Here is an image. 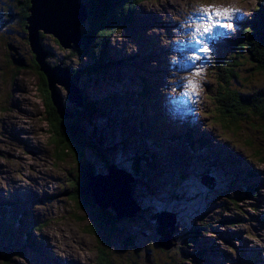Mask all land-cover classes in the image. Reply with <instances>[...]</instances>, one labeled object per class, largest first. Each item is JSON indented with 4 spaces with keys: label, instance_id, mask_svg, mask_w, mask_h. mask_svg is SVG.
<instances>
[{
    "label": "rangeland",
    "instance_id": "1",
    "mask_svg": "<svg viewBox=\"0 0 264 264\" xmlns=\"http://www.w3.org/2000/svg\"><path fill=\"white\" fill-rule=\"evenodd\" d=\"M22 1L24 2L23 4H18V0H0V10H4V14L0 17L2 22L0 26V164H4L5 169H11L10 171H4L0 168V190L6 193H13L21 189L33 194L36 200L30 205V209H26L29 213V219L34 222L35 228V220L43 222L44 225L38 226L41 231L38 234L36 233V235H33L34 231L32 230V238L29 239L35 242L21 244L23 251H21L19 246L14 245L22 256L12 253L13 256L10 260L0 259V264H102L103 260L100 259L99 261L100 252L101 258L104 257L107 261H112V264H150L146 261L148 258L152 261L151 264L156 262L158 264H197L202 260V257L208 262L209 251L204 245H207L205 241L207 242L212 238L216 243H212L213 248L218 245L223 250L225 258H228L226 263L222 261L225 260L223 257L222 260L217 259V264H238L239 260L247 261L248 254H245L242 249L238 254L232 255L233 258L231 260L226 255V253L230 254L226 250L228 241L231 240L235 233L226 232L227 228L219 221L222 216L230 217L235 215V212H241L248 216V213H253L257 210L254 205L244 202L245 197L243 198V194H240L238 190L226 191V193H229V197H227L225 190L224 192L223 190L219 191L220 188L205 190V193L214 197L215 206L222 209L219 213L216 212V207L211 202H204L202 206L196 207L189 205L194 204V201L191 200L186 202L185 205L184 200L187 201V198H182L184 195L182 190L187 185L182 181L173 183V179L170 178V184L168 185H171L169 186L171 188L165 184L168 177L167 172L170 171L169 169L166 170L167 163L168 165L169 163L173 165V171L180 170L175 165V162L182 164L180 163L182 157H184L183 160L187 159V161L192 162L196 157H194L195 154L190 152L191 150H194L199 157L203 155V152L200 153L198 148L208 151L204 143L205 136H210L212 138V140L210 139L211 143L215 144L216 148H219L220 146L217 143L222 140H219L218 136H225L228 139L233 137L229 134L231 132L225 131L226 126H229L232 132V128L238 126L233 132V138L236 140L238 147L247 155L251 156V151L240 145L241 140L237 139L238 135L243 137L245 141H249L252 147H255L256 144L259 145V153L264 152V108L259 104V109H254L257 110L255 114L243 117L236 115L237 107H241L239 103H243L236 96L238 92L244 91L245 96H248V94L253 92L250 86L255 84L253 83L254 81H258L260 88L264 86V57L261 58L264 54L263 50L257 47L256 44L251 43L252 55L246 50L247 56L245 57L244 55L240 59L241 79L239 84L237 80H233L232 84L227 86H221L226 74L220 73V70L208 69L204 67L202 62L197 64L196 60L187 62L179 59L180 55H182L180 53L182 46L191 44L196 49L201 47V45L194 43L187 44L189 43L188 40L192 41V37L195 35L193 29L199 23L200 9L208 6L213 7L216 2L222 3L226 0H144L140 3L145 4L140 9L143 14L137 13L135 20L128 22L132 25H127L124 31H121V27L118 25H116V30L113 25H110V32L113 35H111L110 39V36L108 37L109 34L107 35L105 45L106 48L107 46L111 48V56L112 59L116 60V65L111 61V66L109 65L105 69V78L99 77L89 83L88 86H82L88 99L102 102L104 114H99L98 112L91 117L90 115L87 116L83 109H78L83 115L82 119L86 131L95 130L106 139L107 143L103 142L101 144L107 152L105 154H94L84 139L78 135L80 142L76 140L78 150L76 155L67 153L63 156L61 154V161L54 154L56 149L59 150V146L54 144L52 136L60 139L62 137L59 133L52 135L49 132L51 123H48L50 122L48 116L56 118L52 113L51 106L45 105L44 99L39 92L41 87H38V85H43V75H38V70L36 71L31 65L28 66L26 59L23 57L24 62H26V68L28 66L26 71H23L24 67L13 64L8 65L5 62V59H10L7 41L16 45L17 53L24 55L27 60L33 56L30 46H28L27 36L19 34L24 31L28 24L22 19L26 14V0ZM243 1L244 4H247V0ZM250 1V6L254 11L256 0ZM92 6L95 10V4ZM242 7L244 8L246 5H242ZM8 10L11 14L16 12L19 19L17 20L9 15ZM6 19H10V21L5 22ZM94 20L93 15H90L84 21L85 24H83H93ZM250 20L252 21L253 18ZM224 21L228 23L227 20ZM83 24L81 25L82 27ZM143 25L145 29L142 27ZM160 27L161 35L158 34ZM153 29L154 31L151 32ZM137 31L141 33L143 38L147 37V40L138 41ZM259 32L260 28L256 26L254 33ZM211 35L215 36V33L213 32ZM211 35H206L202 38L196 36V38L203 39V47L208 48ZM42 37L44 45L53 54L52 62L64 59L63 61L66 65L68 63L75 65L71 60L77 61L79 58L76 46L62 48L50 33L44 34ZM21 39H26L27 46L23 45ZM154 43L157 45L155 50H153ZM105 45L103 44V46ZM146 45L149 50L143 54L142 48H145ZM225 45L227 46L226 43ZM152 50L154 52L148 58L144 57ZM189 50L192 53L190 47ZM132 55H135V57H132ZM162 55L165 61L169 59L167 61L169 64L165 62L166 65L163 64L157 68L162 64L160 60ZM68 56L70 60L67 58ZM83 56L84 59H87L86 54ZM169 65L170 68H168ZM192 65L195 71L199 69L200 72L194 78L190 68ZM153 66H157V69L153 68L146 71L147 68ZM150 71L155 74L152 79L148 78ZM202 72H208L203 79ZM200 79L204 80V84L197 83ZM189 80L194 82L196 86L194 90L187 88ZM143 82H150L149 87L142 84ZM47 88L49 89V87ZM56 88L62 108L66 110L67 105L75 107L74 103L67 99L65 89L57 87V84ZM132 88H134L135 92L131 93ZM88 92L89 95L87 94ZM145 93L147 94L145 95ZM170 93L179 96L182 100L169 101ZM259 93L261 94V91ZM195 94L198 96L192 104L189 97ZM135 95L136 101L134 100ZM260 96L256 94L255 99L250 102L258 100ZM262 96L264 97V94ZM144 103L146 111L142 113ZM157 103L159 104L157 105ZM160 103L175 110L167 114V118H163L165 114ZM53 106L60 116L57 107L54 104ZM229 108L230 111L226 112V109ZM154 114L155 118L153 119ZM143 117L157 121L155 123L149 122L148 132L143 127H140L143 124ZM169 117H171V120L170 123H167L170 119ZM98 118L102 120L105 126ZM176 120H179V124H175ZM140 121L142 123L139 124ZM145 123L147 125V122ZM173 126L175 130L171 131L170 129ZM53 129L57 130L58 128ZM20 130L22 131L20 132ZM182 130L186 132V135L181 134ZM144 133H147L145 137ZM97 135H89L92 138L89 141L91 146L100 145L97 141L101 140L102 137ZM168 135H172L175 139L186 138L196 148L193 149L183 142L172 141L167 137ZM258 135H261L263 139H260ZM49 138L52 143L47 141ZM155 139H161V145H168L171 150L164 151L161 157L157 156L155 153L160 154L161 151L157 152L156 146L158 147L159 143H156ZM163 139L170 141L164 142ZM43 140L46 141L45 145L50 156L46 155L45 151L42 150V147H44ZM176 147L178 148L176 149ZM165 149L167 150L168 147H165ZM118 153L128 158V161H122L121 155H118ZM40 154H43L44 157H41ZM138 154H145L146 158H151L152 160L146 159L149 160V164L144 165L145 158L138 156L140 160H137L142 178L126 173L128 177L126 176L123 179L129 178L132 194L141 209H136V215L132 218L124 217L115 221L113 234L108 242L110 247H105L96 241L98 235L103 236L100 226H97L98 229L96 226L92 227L97 235H88L84 231L86 227L90 228V218L89 214H87L89 211L77 206L79 205L78 203L75 204L73 190H70L71 193L68 197V205L72 212L66 216L61 210L66 206L67 195L58 187H54V185L65 178L62 175L63 173L67 174L66 171L63 172L62 170L64 166L72 169V174H76L74 171L78 170L85 176L95 166L96 160L103 155L105 159L102 156L98 160L99 166L120 161L121 164L118 163L119 168L123 167L125 168L123 171H125L132 167L131 159L129 160V158L134 157L135 159ZM2 155L6 157L5 161ZM152 155L154 156L153 158ZM51 157L52 159H50ZM76 157L81 159L82 168L78 166ZM238 157L244 159L241 155H238ZM213 159H216V157ZM41 162L46 167L45 171L37 170V164L41 165ZM189 162L186 165H189ZM240 162L243 163L241 160ZM54 163L58 167L59 172H50L54 171V169L48 166H52ZM25 164L29 167L25 174L33 175L37 170L34 178L25 179L22 176ZM204 165L210 169L212 168L208 161L204 162ZM101 169L105 170V167H101ZM225 169L240 173L231 168L225 167ZM256 174L257 179L255 182H264L261 174L257 171ZM68 180L70 178L63 180L62 184L71 183ZM260 185L261 188L255 191V195L264 193L263 183ZM68 186L71 187L70 184ZM248 190L251 189L246 185L245 191ZM197 191H201V189H197ZM56 199H60L58 203H56ZM255 200L258 211L240 220V226H233L229 229L231 231H240L242 236L244 232L249 233L253 243L248 244L252 248L254 245L262 251L264 249V211H262L264 197L259 195ZM179 204L183 205L182 208H179ZM243 207H247L248 213ZM167 208L169 210L175 208L180 212L174 226L176 225L183 235L185 234V238L182 236L179 239L177 246H180V248L166 251L159 247L157 217L161 215L162 210H167ZM1 211L4 210L2 209ZM92 215L97 216L96 211H93ZM1 220L2 216H0V225ZM31 222L28 223L30 224ZM37 224L40 225L39 223ZM195 224L199 226L200 233L195 229ZM122 226H127L129 231L132 232L126 241L125 237L120 240L117 239V235L121 233ZM220 226L223 227V232ZM88 231L90 230L88 229ZM186 233L190 236L186 235ZM173 234H175V231ZM224 234L229 239L224 237ZM2 235L6 234L2 232ZM20 236L24 237V234ZM217 239L223 242L219 243ZM199 241H202L204 245ZM11 242L15 241L12 240ZM233 242L242 245L244 240L243 237L240 239L234 238ZM199 246L207 250L199 251L197 249ZM100 248L104 251V255ZM146 248L149 249L148 252H145ZM233 248L231 247L232 250ZM182 250L186 252L185 255ZM210 250L211 254L215 253L212 248ZM197 252H201L202 256H197ZM63 254L68 256L67 260L62 259ZM15 255L17 256L14 257ZM93 257L96 259H93ZM260 263L264 264V256L260 260L257 259L256 264Z\"/></svg>",
    "mask_w": 264,
    "mask_h": 264
},
{
    "label": "trees",
    "instance_id": "2",
    "mask_svg": "<svg viewBox=\"0 0 264 264\" xmlns=\"http://www.w3.org/2000/svg\"><path fill=\"white\" fill-rule=\"evenodd\" d=\"M85 1H86L87 6H88V11H90L89 14L93 15V17L95 18L96 22H95V25L92 24V23L90 25H86V27L84 29L85 36H86L85 39L86 40H85L83 46L81 47V49L80 48L77 49V54L79 55V58H78L77 61H72L71 60V62H74L75 65L68 63V66L70 67V69L72 71V75L74 76V78L77 79L76 82L80 85V90H81L82 95H83L84 103L87 101V104L89 105V108L87 109V107L85 106L83 111H84V113L86 115L89 113V115L92 117L94 115V113H96V112H101V111L103 112L102 102L101 101H97L95 99H88V97L85 95V93L83 91L84 89H83L82 86L83 85L88 86V84L91 83L92 81H95V80H97V78L104 76L105 75L106 66L108 65L107 62L109 64H111V61H113L115 63V60H113L111 58V48L109 46H107V48H106V45H105L107 35L109 34L108 35V37L110 36L109 39L111 38V35H113V33L110 32V25H113L116 22V25L120 26L121 28H124L127 25L130 26V24H128V22L135 20L136 11H137L136 8H138V4L140 2H142V1H144V0H106L105 2L102 1V0H85ZM90 3H91V6L93 4H95V9H96L95 11L92 10L89 7ZM141 5L142 4H139V7ZM100 6H101V8H100ZM262 10H263L262 3H261V1H258L257 6L254 9V12H255V14L260 15ZM98 12H99V14H98ZM10 14H11V12H10ZM26 17H27V12H26ZM9 21H10V19H6L5 22H9ZM116 25H113L115 30H116ZM258 27L260 28L259 35L261 36L259 40L256 39V38L250 39L249 38L250 33L248 35L245 34V35H243L241 37V43L245 47H247V52H249L250 55H252L251 43L256 44L257 47L262 49L263 52H264V20H262L260 22ZM26 30L28 31V29H26ZM121 31H122V29H121ZM103 44L105 46H103ZM106 49H107V54L105 53ZM84 54H86L87 59H84V56H83ZM246 56H247V53L245 54V57ZM263 57H264V54L261 56V58H263ZM67 58H69V56ZM69 60H70V58H69ZM5 62L8 65L12 64L11 58L10 59H5ZM36 68L38 70L39 75H41V76L43 75V82H42L43 85L39 84L38 87H41V90H39V89L38 90H39L40 94L42 95V97L44 99L45 105L46 106H51V109L53 110L52 113H53L54 117L56 118V119H54V118H52V116H48V120L50 121L48 123L49 124L51 123V125H50L51 129L49 130V132L52 135L54 133H59L61 135V137H62L61 139H64V140H61L60 138H58L56 136H52L54 138V141H53L54 144L59 146V150L56 149L57 153L55 155L58 156L59 157L58 160L61 161L62 160L61 154L64 156L67 153H72L75 156L77 151H78L77 147H76V140L80 142V137H79L80 135L77 133L78 131H77V129L75 127L82 120V115H81L80 111H79V113L76 111V117H75L74 120H68V119L64 120L57 114V111H56V109H55V107L53 106V103H52L53 99L51 97V92L47 88L48 85H47L46 77H45V75L42 72H39V68H38L37 64H36ZM229 74H230L229 76H232V75L234 76V74H231V73H229ZM233 78L235 80H237L236 77H233ZM222 83L224 84V86H226L227 83H228V80L226 78H224ZM142 84L146 85V87H149L148 82H143ZM260 91H261V94L259 93ZM147 93H145V95ZM252 93L248 94V96L241 95V94H237L236 95V96H238L239 99H241V101L243 103H245V104H243V103H239L238 102L241 105V107H239V108L237 107L236 115L238 117H243V116H246V115H249V114H255L256 111L259 109V104L264 108V97L262 96V94H264V86L261 89H259L258 92L256 90L255 92H252ZM87 94L89 95V92ZM256 94L261 95L260 98L258 100L250 102L251 100L255 99ZM66 107H68V105ZM70 107L71 106H69V108ZM231 108H233V107H231ZM254 109H257V110H254ZM86 110H87V112H86ZM229 111H230V108L226 109V112H229ZM99 114H101V113H99ZM163 117L167 118L166 115L163 116ZM145 119H147V117H143L142 122L145 121ZM142 122L140 121L139 124L142 123ZM147 122L148 123L149 122L155 123L157 121H155L153 119H147ZM168 123H170V121H168ZM80 127H81L82 131L83 130L86 131V129H83L82 126H80ZM140 127H142V126H140ZM237 127L238 126H236L234 129H237ZM53 128H58V129L55 130ZM170 130L174 131L175 130L174 126ZM225 131L226 132H232V130L230 129L229 126L228 127L226 126ZM94 134H95V136L98 134L97 135L98 137L99 136L102 137L101 140H98V141L94 140V141H97L103 147V145L101 143H103V142L107 143L106 139L98 132H96ZM181 134L186 135V132L184 130H182ZM229 134H231V133H229ZM49 137H51V136H49ZM167 137H172V135H168ZM55 139H57V140H55ZM174 139H172V140H174ZM237 139L241 140L240 145L245 146L246 149H249L251 151L252 148L250 146L249 141H245L244 138L239 136V135L237 136ZM163 140H164V142L168 141V139H163ZM183 140L191 148H193V149L196 148L195 145L192 142H189L186 138H183ZM208 140H209L208 142L210 144L215 146V144L211 143L210 139H208ZM155 141H156V143H159V145H161V139H155ZM50 142L52 143L51 139H50ZM220 142H224V141H218V146H220L218 148L219 150L221 149V147H223V148L225 147V146H221ZM156 148H157V146H156ZM198 150L200 151V153L203 152V155H200V157H199L200 161L203 162V164L206 161L210 162V164H211L212 161L216 160V161L219 162L221 167H223V168L226 167V166H224V164H222L220 162V160H218L217 157H216V159H213L214 158L213 155H210L205 150H203V149L200 150L199 148H198ZM226 150H228V149H226ZM191 153L194 154L193 152H191ZM153 155H152V158H153ZM138 156L144 157L145 160L146 159H149L150 161H152V160H151V158H146L145 154H141V155L138 154L135 159H134V157L133 158L132 157L129 158V160L131 159V163L135 162L136 168L138 169V171H140L139 163H138V160H137V159H139ZM253 156L260 163H264V152L263 151H262V153L255 152ZM224 157H226V159L228 161L236 163L239 166H241L242 169H245V170H242L244 172H240V174L252 173V175H253L252 179L253 180L251 179V181L248 183L251 190H248L245 193H243V198L246 197V196L247 197H252L253 196L252 195L253 194V185L255 184L254 182L257 179L256 178L257 174H256L255 169H253L251 166H248L247 164H245L241 160L245 164L244 165L243 163H241L236 158H233L232 156H224ZM121 160L122 161H128V158H124V157L121 156ZM149 160H146V161L149 163ZM183 161L187 162V159L183 160ZM118 163L120 164V161H118ZM70 175L72 177H74V182L72 181L73 186L75 187V190H74V193H73L74 198L79 202V204L81 206L85 207L89 211V213H87V214H89V218H90V224H89L90 228H89V230L94 234L95 231H94V229L92 227L95 224H100L102 227L109 226L110 223L106 222V221H103L99 217V215H98V217L101 220L97 216H93L92 215V212L94 210L91 207L90 198H89V195H88L89 194V188H88L89 185L87 183L88 182V175L86 174L84 176L81 173V171H77V174H72L71 173ZM84 177H85V180H84ZM13 205H14V203L12 202V206ZM12 206H11V208L14 210L16 208V205H14L15 207H12ZM243 219H245V218L243 217L242 214L236 213L235 215H232V216L227 217V218L221 217V219L219 221H221L224 224V226L227 228V231H229L230 227L240 226L239 222H240V220H243ZM31 223L33 224L34 222H31ZM26 225H28L27 226L28 229H30L31 231L33 230L32 226L30 224L27 223ZM194 226H195V229L198 231V233H200L201 230H199V226H196V224ZM20 227H24V226H20ZM34 229L36 230L35 227H34ZM37 229L41 230L38 226H37ZM177 230H178V234H179L178 238H177L178 241H179V239L182 236H184V238H185V234L183 235L182 231H180L178 227H176V233H177ZM205 230L206 231H210L209 229H205ZM18 232H19V230H18ZM234 232L237 235V237H234V238L240 239L241 237H243L240 231H234ZM21 234H19V235H21ZM33 235H36V231L33 232ZM186 235H188V234L186 233ZM188 236H190V235H188ZM224 237L229 239V237H227L226 234H224ZM109 238H110L109 236H105L104 235L103 239L100 240V241L105 242L108 245V242L106 240H108ZM204 238H206V237L204 236ZM228 244H229V242H228ZM177 248H180V246H177V245L174 246V249H177ZM174 249H172V250H174ZM197 249L198 250H207V249H204L203 247H200V246ZM100 250L102 251V254L104 255V251L101 248H100ZM145 250L149 251L148 248H146ZM257 250H260V249H257ZM21 251H23L22 248H21ZM182 253L184 255L186 254V252L183 251V250H182ZM196 255L198 256L199 254H196ZM226 255H228V257H230V260H231V258H233L231 254H227L226 253ZM252 255L253 256H248L247 257V262L256 264L257 257L255 256L254 252L252 253ZM100 259L103 260V262H104V260L107 261L104 257L101 258V255H100L99 261H100ZM154 261H156V260H154ZM244 261H246V260H244ZM200 263H201V261H199L197 264H200ZM153 264H158V262L153 263Z\"/></svg>",
    "mask_w": 264,
    "mask_h": 264
},
{
    "label": "water",
    "instance_id": "3",
    "mask_svg": "<svg viewBox=\"0 0 264 264\" xmlns=\"http://www.w3.org/2000/svg\"><path fill=\"white\" fill-rule=\"evenodd\" d=\"M30 15L27 17V28L30 30L29 42L35 59L49 82L52 93L53 104L57 107L58 113L64 119H73L75 112L72 109L64 110L62 108L55 83L60 82L66 86L69 93L68 96L75 103L76 108H80L82 104L81 90L71 78L70 73L65 67L57 65L50 67L46 63L47 52H45L40 42V32L52 34L60 45L64 48H71L74 45L80 47L84 40V33L81 28L82 21L88 18V11L83 0H30ZM73 11V13L68 12ZM13 63L17 66H26L24 60L12 55ZM108 169L107 174H95L90 177V201L97 209L96 212L102 218L107 212L110 213L112 219H121L124 217H132L135 209L131 206L134 204L132 190L129 185V179L119 177L118 171L109 164L104 165ZM102 181L107 182V188L104 189ZM99 189L103 191H99ZM108 209V211H107ZM137 209V208H136ZM169 225H173L166 216L163 220ZM159 233L162 234L159 242L169 248L171 245L172 229L168 230L166 226L159 227Z\"/></svg>",
    "mask_w": 264,
    "mask_h": 264
},
{
    "label": "snow or ice",
    "instance_id": "4",
    "mask_svg": "<svg viewBox=\"0 0 264 264\" xmlns=\"http://www.w3.org/2000/svg\"><path fill=\"white\" fill-rule=\"evenodd\" d=\"M235 11H238V10L229 9V8H224V9L213 8L211 6L200 9L201 15L198 17L199 23L197 27L193 29V32L195 33V35L192 37V43L201 45V47L196 49L197 52H206L208 51V49L203 47V43H204L203 39H197L196 36H199L202 38L206 35H211L214 29L217 27L231 29L232 24L222 23L221 18L230 20L232 19V13ZM189 59L195 61L198 59V57L195 55V52H194L193 55L189 57ZM194 74L199 75L200 74L199 69H197ZM195 87L196 86L193 81L189 80L187 82V88L189 90H194Z\"/></svg>",
    "mask_w": 264,
    "mask_h": 264
},
{
    "label": "bare ground",
    "instance_id": "5",
    "mask_svg": "<svg viewBox=\"0 0 264 264\" xmlns=\"http://www.w3.org/2000/svg\"><path fill=\"white\" fill-rule=\"evenodd\" d=\"M145 4H142L140 7H139V9H141L143 6H144ZM68 12H71V13H73V11H68ZM90 12V11H89ZM91 15V14H90ZM84 22L82 21V24H83ZM81 24V25H82ZM27 28V27H26ZM28 29V28H27ZM28 34L30 35V30H28ZM140 34V33H139ZM129 46V45H128ZM173 54V53H172ZM172 65V64H171ZM155 76V74H153L151 71L149 72V74H148V78L150 77V79H152V77H154ZM46 80H47V78H46ZM149 81V80H148ZM47 82H48V80H47ZM150 82H148V84H149ZM48 87H49V82H48ZM49 89H50V87H49ZM53 92L51 91V94H52ZM68 93H69V91H68ZM80 95H81V97H82V104L84 103V100H83V95H82V92L80 93ZM70 100H72L71 98H70ZM81 107H80V109H84V107H85V105L84 106H82V105H80ZM77 112L79 113V111L77 110ZM104 114V113H103ZM80 115V114H79ZM83 116V115H82ZM83 118V117H82ZM155 118V114L153 115V119ZM65 120V119H64ZM68 121V120H67ZM67 123V122H66ZM17 129V128H16ZM169 139H174V137L172 136V137H168ZM168 141H170V140H168ZM172 141H177V142H183V143H185L184 142V140L183 139H179V138H177V139H174V140H172ZM186 144V143H185ZM218 144V143H217ZM188 145V144H187ZM220 145L221 146H225V147H229L228 146V144L226 143V142H220ZM233 154H234V156H235V158L237 159V160H242L245 164H247L248 165V163L246 162V159H245V157H244V159H241V158H239L238 157V155H237V153L236 152H234V151H231ZM184 157H182L181 159H183ZM148 165L149 163L147 162V161H145V163H144V165ZM174 164V163H173ZM111 165H114V164H111ZM124 166V165H123ZM131 166H132V169H131V171L133 172V174L134 175H136V177H138V178H142V176H141V174H140V171H138V169L136 168V165H135V162L134 163H132L131 164ZM249 166V165H248ZM152 167V166H151ZM120 168H122L123 169V167H120ZM126 174V173H125ZM102 183H103V185H104V189H106L107 188V182H104V181H102ZM140 183V182H139ZM89 190H90V188H89ZM99 191L101 192V191H103V190H101V189H99ZM128 192H132L131 190H127ZM89 195V194H88ZM14 203V202H13ZM14 205H16L15 203H14ZM12 206V204H11V206L12 207H15V206ZM141 208H139V209H137V210H140ZM107 211H108V209H107ZM97 216H98V214H97ZM172 216H173V214H172ZM104 217H111V215H110V213L109 212H107V214L106 215H104ZM104 217H102L103 219H105ZM157 220H158V223H161L163 226H166V228L168 229L169 227H170V225L169 224H167V223H165L162 219H160V218H157ZM144 223V222H143ZM147 226V225H146ZM172 228L173 229H176V226H174V225H172ZM148 229V228H147ZM39 231H41V230H39ZM172 232H174L173 230H172ZM36 233H37V231H36ZM20 247L22 248V246L20 245ZM167 251V250H166ZM100 255H101V253H100Z\"/></svg>",
    "mask_w": 264,
    "mask_h": 264
},
{
    "label": "flooded vegetation",
    "instance_id": "6",
    "mask_svg": "<svg viewBox=\"0 0 264 264\" xmlns=\"http://www.w3.org/2000/svg\"><path fill=\"white\" fill-rule=\"evenodd\" d=\"M19 3L23 4L24 2H23L22 0H19V1H18V4H19ZM27 5H28V0H26V12H27ZM25 15H26V14H25ZM19 34H21V35H26V36H27V40H28V32H27V30H26V27H25L24 31L21 32V33H19ZM21 40H22V42H23V45H26V46H27L26 39H21ZM28 46H29V42H28ZM20 55H21V54H20ZM21 56L24 57V58L26 59V62L28 63V66L31 65V66L34 67V68L36 69V71H37L36 63H35V61H34L33 56H32L31 59L29 58L28 60H27V58H26L24 55H21ZM28 66H27V68H28ZM27 68H24L23 71H26ZM38 75H39V74H38Z\"/></svg>",
    "mask_w": 264,
    "mask_h": 264
}]
</instances>
